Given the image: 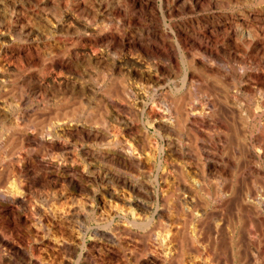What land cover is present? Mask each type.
<instances>
[{"label":"bare ground","instance_id":"6f19581e","mask_svg":"<svg viewBox=\"0 0 264 264\" xmlns=\"http://www.w3.org/2000/svg\"><path fill=\"white\" fill-rule=\"evenodd\" d=\"M0 264H264V0H0Z\"/></svg>","mask_w":264,"mask_h":264},{"label":"rangeland","instance_id":"374dc122","mask_svg":"<svg viewBox=\"0 0 264 264\" xmlns=\"http://www.w3.org/2000/svg\"><path fill=\"white\" fill-rule=\"evenodd\" d=\"M183 16H187V15H183ZM39 100H41V95L40 94H35V97L34 96L31 97V99H29L28 101L24 102L21 105V107L22 108H33V107H35V105L37 104V102ZM72 146H73V148H75L74 145H72ZM98 186H99V183H98ZM56 188L58 190H61L62 186L60 184H58L56 186ZM62 200H64V199H62ZM62 200H59V202H63ZM98 206H102V204L101 203H96L95 204V208H94V212L92 214L90 213L88 215L90 225H95V221H96V217H97L96 212H98ZM33 245L36 246L35 243H33Z\"/></svg>","mask_w":264,"mask_h":264}]
</instances>
